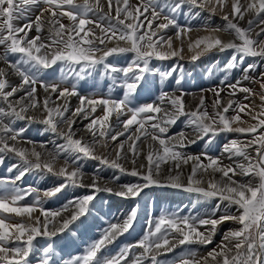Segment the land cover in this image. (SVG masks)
Instances as JSON below:
<instances>
[{
    "label": "snow or ice",
    "instance_id": "6c2138e0",
    "mask_svg": "<svg viewBox=\"0 0 264 264\" xmlns=\"http://www.w3.org/2000/svg\"><path fill=\"white\" fill-rule=\"evenodd\" d=\"M225 53L215 86L186 89L180 61ZM0 64V166L17 161L0 176V264H264V0H0ZM88 81L107 91L82 94ZM33 172L51 186H20ZM151 187L195 201L150 215L134 242L118 243L138 203L83 239L98 194L134 201Z\"/></svg>",
    "mask_w": 264,
    "mask_h": 264
},
{
    "label": "rangeland",
    "instance_id": "374dc122",
    "mask_svg": "<svg viewBox=\"0 0 264 264\" xmlns=\"http://www.w3.org/2000/svg\"><path fill=\"white\" fill-rule=\"evenodd\" d=\"M185 11H187V9H185ZM204 15H207V13H205ZM178 19H179V22L181 24L186 23V20L183 16L178 17ZM218 22L222 23L220 18L219 17H213L212 24L214 25V23H218ZM192 23L195 24L196 21H192ZM169 34H171V32ZM199 34L202 35L203 33H199ZM197 35H198V33H196V32L192 33L193 37H195ZM203 58H207L206 62H204V63H202ZM210 59H212V60H210ZM216 59H217L216 56L213 57L212 55H210V56L202 57L201 60L197 61L195 64L190 63L187 59L180 61V63L185 68L186 78H187V71H186V66L184 65L186 63H190V65L194 66V68H199L201 71L207 72V74L209 73V69L215 68L216 69L215 74H213L212 76H210L208 74L206 77L208 79V81L206 83L202 82L203 84H206V86H208L211 84L212 85L217 84L219 82V79L223 76V73H221L220 70L218 68H216V65L219 62V64L222 66L227 61V59H224V56H222V58H220V61H219V59H217V60ZM204 61H205V59H204ZM170 63H172V62L171 61H166V62H158L157 61V62H155L156 67H158V68L167 67V65ZM0 66H3V65L0 64ZM56 75L58 77L59 73H57ZM108 83H109L108 81H102V82H99V87H93V84L91 81H88L87 84H85L84 82H81L82 94L94 95L100 91L106 92ZM200 86L201 85L197 82V84H194L192 86V91H196V90L199 91L201 89ZM185 87L188 91L191 92V90H190L191 88H190L188 83H186ZM156 94H158V90L156 88H154L153 99L155 98ZM242 95L243 94H238L237 98H242ZM141 102H151V101L148 100L147 97H145L144 99H142ZM77 103H78V101L76 100V98H72V105L75 106ZM18 124L20 126H26L28 128V132L26 133L27 137H29V138L37 141V142H44V143L48 144L49 148H51L53 146L52 143H49L50 141H55L57 143L62 142V141H59L54 134H52L50 132H45L43 130L42 125H38V124L28 125L23 121L18 122ZM80 126L82 127V125H80ZM176 131H178V130L176 129ZM202 143L203 142H200V144L194 145L192 150H188V151H190L194 154L199 153L200 151H205V148H204ZM13 163H17L15 158H12V157L6 158L4 164L2 166H0V176L10 175L6 172V168ZM84 165H85V170L87 172H89V173L94 172V171L101 172V174L106 176V177L110 176L112 174V171H113V170L105 168V166L100 165L98 162L92 161V160L84 161ZM121 179H122V182H129V181L138 182L137 178H134V177L122 176ZM18 183L20 186H25V185L30 184V185H32L34 187H38L42 190L46 187L51 186V183H50V181L47 180V178H41V176L37 175L35 172L29 173L28 175H26L24 177V179L22 181H20ZM155 188L156 187H151V188L145 189L144 192L141 194V197L136 198L134 201L124 200L122 198L112 196L108 193L98 194L96 201H94V203H97V209L93 211V216L95 217V219L92 222V227L88 230V232H86L84 234L83 239L88 240L90 237H97L99 235L100 231L104 227L107 226V222L109 220H114L116 217L123 216L125 213H127L130 210L131 207H133L135 204L138 203L140 205V209L138 211V220L135 224V231L132 233L131 236H128L127 234H125L124 237L120 238V241L118 243H128L129 241L134 242L135 239L138 238L139 235L142 233V231L146 228V221L148 220L150 215L151 216H158L162 210H172L173 209V207H171V205L169 203L170 198H171V197H169L170 194L165 196V198H163L162 200H160V197H157V194L159 192L157 194H155ZM85 191H86L85 189H79V190H77V192L75 194H84ZM72 194H73L72 190L69 189L65 195L70 197ZM63 199H64V197H61V202L63 201ZM49 205L53 208L59 207V203L54 201V200L49 201ZM219 239H220V237L218 235L216 237L217 242L219 241ZM77 243H80V241L78 240ZM209 247H211V246H209ZM169 255H171V254H169Z\"/></svg>",
    "mask_w": 264,
    "mask_h": 264
},
{
    "label": "bare ground",
    "instance_id": "6f19581e",
    "mask_svg": "<svg viewBox=\"0 0 264 264\" xmlns=\"http://www.w3.org/2000/svg\"><path fill=\"white\" fill-rule=\"evenodd\" d=\"M219 24H221V23H219V22L218 23H214L213 26L219 25ZM212 56L213 57L216 56V58L219 59V61H220V58H222V56H224V59H228L229 58L228 54H226V53L225 54L212 55ZM207 58H203L202 63L206 62ZM204 59H205V61H204ZM210 60H212V59H210ZM184 65L186 66V71H187V78L186 79H187V83L189 84V86L191 88L190 89L191 92L199 93V91H197V90L196 91H192V86L194 84H197V82L201 85L200 87L204 88V89H207V88L215 86V85H212V84L206 86V84L202 83V82L206 83L208 81V79L206 77H207V75L209 73L207 74V72H203L199 68H194V66L190 65V63H186ZM210 76H212V75H210ZM207 95L209 96V98L211 97V93H208ZM188 99H191V98L189 97ZM176 129L179 130V127L173 128L172 132H175ZM222 143H223L222 140L217 142V144L215 146V154H219L220 145ZM203 146H204V144H203ZM193 147H194V145L191 146L188 150H192ZM205 151H206V149H205ZM225 163H227V161H225ZM155 194H157V197H160V200H162L163 198H165V196L170 194L169 197H171V198H170L169 203H170L171 207H173V209H176V208L185 209L186 212L192 208V204L195 201V196L193 194L184 192V191L179 190V189L156 187L155 188ZM197 207L200 208V209H203V208H206V207H211V205L210 204L201 203V204L197 205Z\"/></svg>",
    "mask_w": 264,
    "mask_h": 264
}]
</instances>
